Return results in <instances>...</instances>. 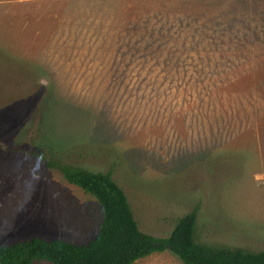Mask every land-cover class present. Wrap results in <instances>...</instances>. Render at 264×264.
Returning a JSON list of instances; mask_svg holds the SVG:
<instances>
[{"label":"rangeland","instance_id":"374dc122","mask_svg":"<svg viewBox=\"0 0 264 264\" xmlns=\"http://www.w3.org/2000/svg\"><path fill=\"white\" fill-rule=\"evenodd\" d=\"M50 161L110 173L149 236L198 208V243L264 251V0H0V245L97 234Z\"/></svg>","mask_w":264,"mask_h":264},{"label":"trees","instance_id":"16d2710c","mask_svg":"<svg viewBox=\"0 0 264 264\" xmlns=\"http://www.w3.org/2000/svg\"><path fill=\"white\" fill-rule=\"evenodd\" d=\"M46 165L61 172L69 185L97 200L103 213L99 230L86 245L40 238L0 245V264H134L165 251L182 264H264V251L198 243V208L178 218L168 237L155 238L139 229L125 193L110 173H91L53 161Z\"/></svg>","mask_w":264,"mask_h":264}]
</instances>
